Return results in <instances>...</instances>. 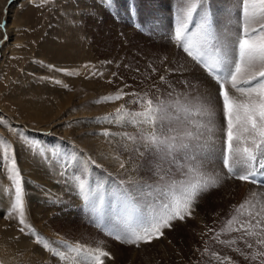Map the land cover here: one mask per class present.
I'll return each instance as SVG.
<instances>
[{
    "label": "rangeland",
    "instance_id": "374dc122",
    "mask_svg": "<svg viewBox=\"0 0 264 264\" xmlns=\"http://www.w3.org/2000/svg\"><path fill=\"white\" fill-rule=\"evenodd\" d=\"M192 2L111 0L105 5V0H0V23L6 24L0 29L4 41L0 44V141L14 148L25 189V219L32 233H21L18 218L10 220V209L0 208V225L12 229L26 249L21 253L12 249L11 264H81L88 250L96 248L112 255L113 259L103 258L104 264H220L212 253L223 264H264V255L253 259L254 254L264 253V246L257 243L264 232L254 227L249 230L258 235L222 231L233 216L238 221L234 226L239 227V221L251 219L249 211L264 213V191L235 179H223L219 187L203 193L191 218L175 221L151 244H122L102 227L123 228L118 187L135 193L138 186L156 189L173 180H194L184 174L186 167L181 169L171 158L163 160L155 149L146 150L141 134L145 126L131 115L142 111L141 103L134 101L142 102L145 93L155 102L157 97L167 101L183 99L184 94L203 96L211 90L202 88L205 82L218 87L169 38L170 33L174 37L177 17L183 18L180 9L186 11ZM202 7L210 8L219 35L231 38L241 30L237 21L242 24V0L239 5L236 0H206ZM65 60L70 69L61 66ZM89 79L91 84L84 86ZM121 90L138 95H125L108 107L103 98ZM121 106L127 116L116 113ZM105 130L110 135H102ZM221 143L216 141L217 156ZM40 148L46 154H40ZM176 157L185 163L182 153ZM29 158L42 163L45 176L39 180L21 171ZM3 159L0 144V183L7 181L0 193L10 196L11 203L14 187ZM169 169L170 175L161 180L162 172ZM202 170L227 175L216 159L205 160ZM180 188L178 183L176 195ZM85 190L95 209L84 200ZM155 196L153 192L140 199L148 203ZM245 200L252 203L237 215L236 206ZM208 228L213 231L204 235ZM217 232L220 242L214 239ZM67 247L81 252H68Z\"/></svg>",
    "mask_w": 264,
    "mask_h": 264
},
{
    "label": "snow or ice",
    "instance_id": "6c2138e0",
    "mask_svg": "<svg viewBox=\"0 0 264 264\" xmlns=\"http://www.w3.org/2000/svg\"><path fill=\"white\" fill-rule=\"evenodd\" d=\"M110 2L111 0H105V5H110ZM205 3L206 0H195L186 11L181 8L183 18L177 17L179 22L175 27L174 37L170 33L169 38H174L176 44L205 70L218 87L212 88L203 96L189 98L184 94L183 99L177 96L174 100L167 101L157 97L155 102L147 98L145 93L142 102L134 101L141 103L142 111L131 114L141 118L139 123L145 126L141 134L146 150L155 149L161 153L163 160L171 158L172 163L181 169L186 167L187 172L184 174L194 180H173L156 189L138 186L135 193L131 189L118 187L117 201L123 217L120 221L123 228L102 227L107 235L122 244L139 247L142 243L151 244L154 240L161 239L164 229H170L175 221L191 218L196 210L195 205L199 202L198 198L210 189L219 187L223 179H235L264 189V0H242V24L237 21V27L241 30L233 32L231 38L217 33L210 8L202 7ZM236 3L239 5L240 0H236ZM5 27V23H0V29ZM4 39L7 40V36ZM3 43L4 41H0V44ZM155 71L153 68V72ZM160 81L164 82L165 77L160 76ZM233 92L240 95L236 96ZM125 95L138 94L123 93L121 90L103 100L116 102ZM122 112L124 116L128 115L123 106L116 109L117 114ZM124 116L117 118L123 120ZM132 122L137 123L136 120ZM102 135L108 136L110 133L105 130ZM217 140L222 142L218 156ZM0 144L4 145L3 164L7 166L9 180L14 187L12 212L19 214V231L32 234L25 219V189L14 148L6 141H0ZM177 152L183 154L185 163L179 162ZM39 153L46 154V150L40 148ZM209 158L222 162L227 175L224 176L221 172H216L214 176L204 173L203 164ZM120 167H125L123 162ZM170 173L171 169L162 172L160 179L165 180ZM178 183L181 185L180 195H176L174 191ZM80 188L83 190L84 185H80ZM153 192L157 196L148 203L140 199L141 196H151ZM252 195L257 196V192ZM161 196L167 199L161 200ZM83 198L91 209H95L96 204L90 192L85 190ZM251 203V200H245L236 206L237 215H243L242 210ZM247 215L251 219L239 221V227L234 226L238 221L237 216H233L222 231H243L248 235H258L249 230L254 227L264 232V213L249 211ZM252 220H255L254 225ZM212 231V228H208L204 235ZM220 235L217 232L214 237L218 242ZM36 242H39L38 236ZM257 243L264 246V239H259ZM44 247L49 250L50 244L46 242ZM247 247L251 248L252 244H247ZM234 250L240 251L238 248ZM67 251L79 254L81 249L67 247ZM212 255L223 264L217 253ZM256 255L264 253L254 254L253 259ZM105 257L113 259L106 250H88V255L81 264H104Z\"/></svg>",
    "mask_w": 264,
    "mask_h": 264
},
{
    "label": "bare ground",
    "instance_id": "6f19581e",
    "mask_svg": "<svg viewBox=\"0 0 264 264\" xmlns=\"http://www.w3.org/2000/svg\"><path fill=\"white\" fill-rule=\"evenodd\" d=\"M62 67H64L65 69H70V64L67 62V60H65L62 64ZM77 79L75 77V79H73V81L75 82ZM70 82L71 80H67V82ZM72 82V81H71ZM90 79L89 80H85L83 82V85L88 87L91 83H90ZM203 82V81H202ZM209 83V82H208ZM208 83H204L202 88L203 89H212V85L208 84ZM234 95L239 96V93H235L233 92ZM241 99H243V97H240ZM112 104L109 103L108 107H111ZM38 162V161H37ZM35 162V160L32 159H27L24 164H23V168H21V171L28 175V176H33L35 179L37 178L39 180V178L41 176H45L44 172H42V163H37ZM40 162V161H39ZM2 178V177H1ZM238 184L239 182L236 181ZM7 184V181H4L3 183H0V192L3 186H5ZM252 184L251 187L255 188V189H260L258 188L257 185ZM264 191V189H261ZM9 198L10 196H6L2 193H0V208L3 207L4 209H10V213L9 215V219L12 220L13 218H18V213H13L12 209H11V203H9ZM26 211V210H25ZM24 244V243H23ZM25 248V244L22 245V241H20V239H15V233L13 232L12 229L4 227L2 225H0V264H11L12 263V249H19V252L21 253L22 251H26ZM18 252V250H16ZM16 252V253H17Z\"/></svg>",
    "mask_w": 264,
    "mask_h": 264
}]
</instances>
